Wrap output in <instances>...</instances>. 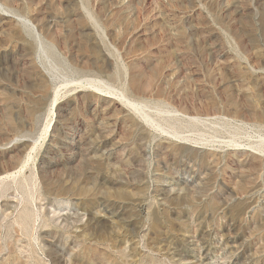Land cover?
<instances>
[{"label":"rangeland","instance_id":"374dc122","mask_svg":"<svg viewBox=\"0 0 264 264\" xmlns=\"http://www.w3.org/2000/svg\"><path fill=\"white\" fill-rule=\"evenodd\" d=\"M0 264H264V0H0Z\"/></svg>","mask_w":264,"mask_h":264}]
</instances>
